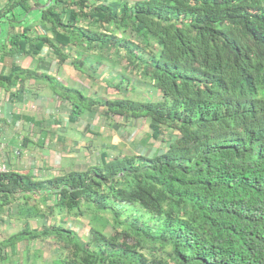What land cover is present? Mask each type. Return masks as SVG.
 Wrapping results in <instances>:
<instances>
[{"label": "trees", "instance_id": "1", "mask_svg": "<svg viewBox=\"0 0 264 264\" xmlns=\"http://www.w3.org/2000/svg\"><path fill=\"white\" fill-rule=\"evenodd\" d=\"M29 1L2 7L11 22L38 14L40 32L29 16L12 34L22 51L46 44L60 67L90 63L94 80L122 69L112 97L40 74L71 120L95 113L115 137L141 121V147L160 145L104 142L98 158L43 179L0 172V210L21 219L0 264H35L33 243L51 247L50 264H264V0Z\"/></svg>", "mask_w": 264, "mask_h": 264}, {"label": "crops", "instance_id": "2", "mask_svg": "<svg viewBox=\"0 0 264 264\" xmlns=\"http://www.w3.org/2000/svg\"><path fill=\"white\" fill-rule=\"evenodd\" d=\"M9 1L0 0V162L5 164L6 170L29 173L35 179L48 178L76 161L75 156L89 155V145L85 143L91 141L89 134L93 133H83L76 123L77 119L83 116L71 120L65 100L53 93L47 85L49 81L40 74L53 76L64 85L74 88H78L76 81H79L80 87L82 81L85 84L92 83L89 86L91 94L98 80H94L86 68L76 70L67 67L69 60L60 67L57 57L50 52L46 44L42 45L36 54L29 55L22 51L17 44L21 39L12 42V34L29 25V15L25 19H16L12 24L5 17L2 8ZM36 1L43 6L44 0ZM49 2L50 0H47L46 4ZM15 7L13 12L21 13V9ZM30 23L31 33L40 32L38 14L34 11L30 15ZM25 50L29 52V47ZM40 58L49 63L42 64ZM25 68L35 72V75L30 71L24 76ZM5 77L10 78L9 81ZM14 79L16 81L12 82ZM47 93H51L50 96ZM89 128L93 130L91 125ZM69 129L73 130L75 137L67 134ZM75 131L79 132L77 136ZM103 141L102 145L111 143V140L106 141L105 137ZM102 147L100 146V150ZM91 151L93 152V149ZM66 158L71 161L67 162ZM25 169H28V172H24ZM19 218L16 213L8 212L7 206H3L0 210V238L9 237L18 231L21 226ZM17 253H20V250Z\"/></svg>", "mask_w": 264, "mask_h": 264}, {"label": "rangeland", "instance_id": "3", "mask_svg": "<svg viewBox=\"0 0 264 264\" xmlns=\"http://www.w3.org/2000/svg\"><path fill=\"white\" fill-rule=\"evenodd\" d=\"M13 23H15V22L13 21L12 24ZM89 65H90V63L87 64L88 67H89ZM52 67H54V64H52ZM88 67H85V68L90 70ZM100 70H102V72L98 76V78H99L98 82L95 83L93 88H92V96L96 97V96H101L102 94H105L106 97H112L114 95V91L116 89L112 88V86H110V85H107V83L110 80L115 78L113 76L114 73H117V71H122V69L120 68V66L110 67L108 64V66H105L104 69L100 68L99 71ZM123 73L130 74L132 80L136 78L134 71H132L130 73L128 71H123ZM76 82H77L78 88H84L83 86H85L84 91L86 93H88V90H90L89 86L92 83L90 84L88 82V84H85V82L82 81V84L80 87L79 81H76ZM105 85H107V88L105 87ZM103 87H105L104 90H103ZM144 93L147 94L148 92L144 91ZM50 94L47 93V95H49V96H50ZM102 120H103V118H100V116H98L94 113L92 115H88L87 117L78 118L77 122H76L79 125L80 129H82V131L84 130L85 126L89 123L88 125H91L93 131H96L98 133L97 135L89 134L91 136L89 138V139H91L90 144H91L92 149H93V152L91 151V153L88 157L90 160L98 158L100 146H103L102 141H103L104 137L106 138V141L111 140L109 142H112L113 144H116L118 141L120 143H125L128 145L126 150L128 148L132 147V150H134V151L139 150L140 151L139 153H142V154H146V153L151 154L152 151L155 149H158V147L160 145V143H154V141H152V140L148 141L146 143V145H144L143 148L141 147L142 145L139 144L140 142H138V140L141 139L144 132L146 131V123H143L141 121H139V122L136 121V123H134L133 125H123V126L119 127V129H118L119 131H117L118 137H115L114 135H111V131L114 130V129H112V124L111 123L109 124L110 127L106 126L105 120H104V124H102L103 123ZM109 122H110V120H109ZM72 129H73V126H72ZM67 134H70L71 137H75L74 132L71 129H69V132ZM75 134L77 136V134H79V132L75 131ZM111 136H112V138H111ZM155 142H159V140L158 141L156 140ZM76 157H77L76 161H82V160L85 161V159L87 158V155L85 157H84V155H78V156H75V158ZM69 159L70 158H66L65 160L67 162L71 161ZM23 171L28 172V169H25ZM75 224L76 223L73 222V223H71L70 226H74ZM75 226L77 228V231H79L83 237H85L87 235V231H86L87 225L86 224L85 225H77L76 224ZM1 240H3V238H0V241ZM4 245H5V243L2 244V246H4ZM18 246H19V250H20L18 257L26 259V252L23 251V250H25L24 242L22 240L19 241ZM8 249L9 248H6V250H8ZM28 254H29L28 255L29 259H32L33 256H36L37 259L35 260V262H36L35 264H50V262L54 256V252L52 251L50 246H46V245H42V244H36V243H33L30 246V248L28 249Z\"/></svg>", "mask_w": 264, "mask_h": 264}, {"label": "built area", "instance_id": "4", "mask_svg": "<svg viewBox=\"0 0 264 264\" xmlns=\"http://www.w3.org/2000/svg\"><path fill=\"white\" fill-rule=\"evenodd\" d=\"M5 171H6L5 164L0 162V172H5Z\"/></svg>", "mask_w": 264, "mask_h": 264}]
</instances>
